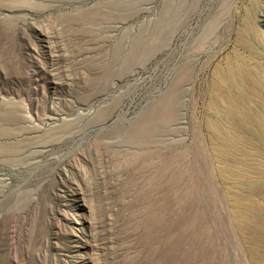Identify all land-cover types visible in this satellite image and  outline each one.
Masks as SVG:
<instances>
[{"label": "rangeland", "instance_id": "rangeland-1", "mask_svg": "<svg viewBox=\"0 0 264 264\" xmlns=\"http://www.w3.org/2000/svg\"><path fill=\"white\" fill-rule=\"evenodd\" d=\"M0 264H264V0H0Z\"/></svg>", "mask_w": 264, "mask_h": 264}, {"label": "bare ground", "instance_id": "bare-ground-1", "mask_svg": "<svg viewBox=\"0 0 264 264\" xmlns=\"http://www.w3.org/2000/svg\"><path fill=\"white\" fill-rule=\"evenodd\" d=\"M232 71V70H231ZM219 73V72H218ZM229 77V76H228ZM233 77V76H232ZM223 79V78H222ZM233 92V91H232ZM228 93V92H227ZM230 93V92H229ZM242 97V96H241ZM234 100V99H233ZM235 102V101H234ZM215 103V102H214ZM213 103V104H214ZM217 105V104H216ZM161 106V105H160ZM233 108H234V104H233V102L232 101H227V109L226 110H224V111H222V109H221V113L219 114V117H217L216 119L214 118V119H209V120H207L206 121V123H205V126H206V128L208 129V131L209 130H211V138H213V136L214 137H217L219 140H220V138H222L223 139V142H224V140L225 141H227V143L228 144H230V145H232V137H231V135H230V133H229V135L227 134V133H225V132H223V130H222V128H221V126H220V121L221 120H225V121H229V119H230V114H231V111L233 110ZM218 109V108H217ZM220 111V110H219ZM148 119V118H147ZM149 120V119H148ZM141 121V120H140ZM224 121V122H225ZM147 122V121H146ZM229 128V127H228ZM228 128H226V129H228ZM230 131V130H229ZM210 132V131H209ZM231 132V131H230ZM233 133V132H232ZM223 134V135H222ZM234 134V133H233ZM209 136V137H210ZM220 137V138H219ZM234 137V136H233ZM214 139V138H213ZM212 139V140H213ZM235 139V138H234ZM218 140V141H219ZM216 142H217V140H215ZM234 141V140H233ZM240 141V140H239ZM220 142V141H219ZM236 142V141H235ZM213 143V142H212ZM226 143V142H225ZM217 144V143H216ZM220 143H218L217 145H219ZM228 144L226 145V147L228 146ZM238 144V143H237ZM215 145V144H214ZM214 145H211V146H213L214 147ZM220 145H222V144H220ZM235 145V144H234ZM216 146V145H215ZM238 146V145H237ZM220 147V146H219ZM219 147H216L217 149H219L220 150V148ZM222 147H223V145H222ZM234 147V146H233ZM234 149H236V148H234ZM225 150V149H224ZM213 151V150H212ZM216 151V150H215ZM221 151H222V149H221ZM231 151V150H230ZM233 151V150H232ZM238 151V150H237ZM216 152H218V151H216ZM220 152V151H219ZM217 154V153H216ZM227 154V153H226ZM219 155H221V156H223L221 153L219 154ZM218 154H217V156H219ZM216 157V156H215ZM219 158H221V157H219ZM224 158L225 157H223V160H224ZM216 159V158H215ZM228 160V159H227ZM216 161V160H215ZM218 161H220L221 162V160H219L218 159ZM229 161V160H228ZM263 161V160H262ZM222 162H225V161H222ZM218 163V162H217ZM229 163V162H228ZM230 163H231V161H230ZM229 163V164H230ZM219 164V163H218ZM221 164V163H220ZM223 164V163H222ZM232 165H233V162L231 163ZM231 164L230 165H228V166H230L229 168H228V171H231V172H233V171H235L234 170V168L233 167H231ZM235 165H236V163H234ZM216 165V164H215ZM223 165H225L226 166V163L225 164H223ZM234 165V166H235ZM263 165V164H262ZM217 168L219 167L218 165L216 166ZM222 168H223V166H222ZM219 169H220V167H219ZM224 169H226L225 167H224ZM153 170V169H152ZM236 170H238L237 169V167H236ZM222 171V170H221ZM240 171V170H239ZM243 172H244V170H242ZM247 171V170H246ZM245 171V172H246ZM230 175V174H229ZM247 175V174H246ZM226 176V175H225ZM224 176V177H225ZM232 176V175H231ZM231 176H230V178H231ZM227 177H229V176H227ZM236 177V176H235ZM238 179V178H237ZM240 179H241V177H240ZM76 191V190H75ZM248 205V204H247ZM239 211V210H238ZM241 213V212H240ZM235 214V213H234ZM242 214V213H241ZM248 214V213H247ZM247 216V215H246ZM238 217V216H237ZM239 217H240V215H239ZM237 219H239V218H237ZM242 220V219H241ZM236 223V222H235ZM241 223V222H240ZM242 225V224H241ZM243 230H245V229H243ZM250 230V229H249ZM247 231V230H246ZM261 237V236H260ZM262 238V237H261ZM252 239V238H251ZM261 241V240H260Z\"/></svg>", "mask_w": 264, "mask_h": 264}]
</instances>
